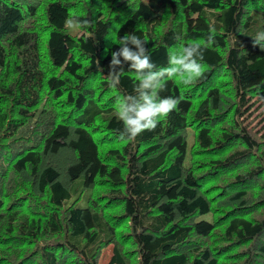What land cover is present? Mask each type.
<instances>
[{
	"label": "trees",
	"instance_id": "trees-1",
	"mask_svg": "<svg viewBox=\"0 0 264 264\" xmlns=\"http://www.w3.org/2000/svg\"><path fill=\"white\" fill-rule=\"evenodd\" d=\"M210 31L203 78L121 141L119 37L167 67ZM262 31L264 0H0V264H264Z\"/></svg>",
	"mask_w": 264,
	"mask_h": 264
},
{
	"label": "clouds",
	"instance_id": "clouds-1",
	"mask_svg": "<svg viewBox=\"0 0 264 264\" xmlns=\"http://www.w3.org/2000/svg\"><path fill=\"white\" fill-rule=\"evenodd\" d=\"M69 26L81 29L90 26V21L73 17L67 21ZM215 43L214 32L210 31L203 44L189 43L181 50L172 52L167 67H157L148 51L147 42L136 34L119 37V48L111 53L107 82L115 88L124 75V65L134 70L138 83L134 94L119 99L116 116L123 124L119 134L121 141H133L144 131H154L160 118L167 117L181 103V98L161 96L166 81L174 76L183 77L185 85H191L204 76L205 48ZM253 47L264 51V31L252 39Z\"/></svg>",
	"mask_w": 264,
	"mask_h": 264
},
{
	"label": "rangeland",
	"instance_id": "rangeland-1",
	"mask_svg": "<svg viewBox=\"0 0 264 264\" xmlns=\"http://www.w3.org/2000/svg\"><path fill=\"white\" fill-rule=\"evenodd\" d=\"M264 106V104H261L256 111L260 110L262 107ZM253 115V114H252ZM191 141V132H189L187 134V143H190ZM80 201H83L82 199H80ZM110 245L105 246L104 248H102L100 256L98 258V264H107V259L110 253Z\"/></svg>",
	"mask_w": 264,
	"mask_h": 264
}]
</instances>
